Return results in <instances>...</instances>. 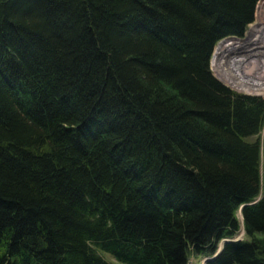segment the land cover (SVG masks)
Returning <instances> with one entry per match:
<instances>
[{
  "label": "trees",
  "instance_id": "trees-1",
  "mask_svg": "<svg viewBox=\"0 0 264 264\" xmlns=\"http://www.w3.org/2000/svg\"><path fill=\"white\" fill-rule=\"evenodd\" d=\"M259 1L0 0V264H264V99L210 70Z\"/></svg>",
  "mask_w": 264,
  "mask_h": 264
},
{
  "label": "rangeland",
  "instance_id": "rangeland-1",
  "mask_svg": "<svg viewBox=\"0 0 264 264\" xmlns=\"http://www.w3.org/2000/svg\"><path fill=\"white\" fill-rule=\"evenodd\" d=\"M260 6H264V0H260L256 5L254 21L247 26L242 37L232 36L221 40L223 41L229 38L245 39L246 36L248 37V33L251 29V32L260 35V41L251 43H249V41L245 43L228 41L226 43L221 42L217 44L218 46L216 45L217 47L214 48L211 57L210 70L217 80L233 92L264 99V14H261L259 11ZM253 51L255 53H252ZM248 53L255 54V57L252 55V59L249 58L250 54ZM238 60H244L245 63L240 67ZM259 61H262L263 65H259ZM240 215L241 214L237 213L236 216L241 224L242 219ZM244 237L241 226V230L234 241L242 240ZM223 241L227 242V240ZM220 249H222V246L218 248L214 256L218 251L220 253ZM214 256L211 258H215ZM106 259L113 262L110 257L106 256ZM206 259L208 258H204V256H190L188 264H205Z\"/></svg>",
  "mask_w": 264,
  "mask_h": 264
},
{
  "label": "bare ground",
  "instance_id": "bare-ground-1",
  "mask_svg": "<svg viewBox=\"0 0 264 264\" xmlns=\"http://www.w3.org/2000/svg\"><path fill=\"white\" fill-rule=\"evenodd\" d=\"M261 3V2H260ZM263 10H264V6H260V9H259V11L261 12V14H264L263 13ZM263 23V22H262ZM261 24V23H260ZM250 32H251V29H250ZM248 33L249 35H248V37L247 38H245V39H243V40H240V41H236L235 39H233V38H229V39H226V40H223V41H219L217 44H219V43H226V42H228V41H236V42H241V43H245L246 41H249V43H251V42H254V41H260V39H261V37H260V35H258V34H256L255 32H251V33ZM216 44V45H217ZM215 45V47L214 48H216L217 46ZM252 53H255L254 51L252 52ZM252 53H248V54H250L249 55V58H251L252 57V55L254 56L255 54H252ZM212 57V56H211ZM255 57V56H254ZM259 57V56H258ZM252 59V58H251ZM258 63H260L259 65H263L262 64V61H259ZM262 67V66H261ZM237 94V93H236ZM223 243L225 242V241H222ZM221 242V243H222ZM221 243L218 245V248L220 247V246H223V244L221 245ZM216 257V256H215ZM212 258H210L209 260H211ZM208 260V261H209Z\"/></svg>",
  "mask_w": 264,
  "mask_h": 264
},
{
  "label": "water",
  "instance_id": "water-1",
  "mask_svg": "<svg viewBox=\"0 0 264 264\" xmlns=\"http://www.w3.org/2000/svg\"><path fill=\"white\" fill-rule=\"evenodd\" d=\"M222 244H223V242H222ZM220 250H221V249H220ZM218 253H219V251H218ZM218 253H217V254H218ZM217 254H216L215 256H217ZM215 256H214V257H215ZM209 259H210V258L206 259L205 262H207Z\"/></svg>",
  "mask_w": 264,
  "mask_h": 264
},
{
  "label": "built area",
  "instance_id": "built-area-1",
  "mask_svg": "<svg viewBox=\"0 0 264 264\" xmlns=\"http://www.w3.org/2000/svg\"><path fill=\"white\" fill-rule=\"evenodd\" d=\"M245 38H247V36H246ZM235 40H236V41H240V40H243V38H242V39L237 38V39H235Z\"/></svg>",
  "mask_w": 264,
  "mask_h": 264
}]
</instances>
